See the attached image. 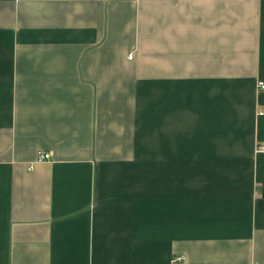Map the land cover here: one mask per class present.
<instances>
[{
  "label": "crops",
  "instance_id": "crops-1",
  "mask_svg": "<svg viewBox=\"0 0 264 264\" xmlns=\"http://www.w3.org/2000/svg\"><path fill=\"white\" fill-rule=\"evenodd\" d=\"M259 83L264 0H0V264H264Z\"/></svg>",
  "mask_w": 264,
  "mask_h": 264
},
{
  "label": "built area",
  "instance_id": "built-area-1",
  "mask_svg": "<svg viewBox=\"0 0 264 264\" xmlns=\"http://www.w3.org/2000/svg\"><path fill=\"white\" fill-rule=\"evenodd\" d=\"M259 87H260L262 90H264V83H259ZM261 152L264 153V148L261 149ZM50 158H51L50 155L47 154V153H40V154L38 155V161H39V162L49 161ZM183 260H184L183 258H180V259H178L177 261H183Z\"/></svg>",
  "mask_w": 264,
  "mask_h": 264
}]
</instances>
